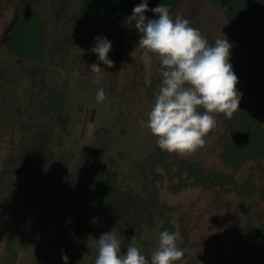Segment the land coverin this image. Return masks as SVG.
I'll use <instances>...</instances> for the list:
<instances>
[{
  "label": "rangeland",
  "instance_id": "1",
  "mask_svg": "<svg viewBox=\"0 0 264 264\" xmlns=\"http://www.w3.org/2000/svg\"><path fill=\"white\" fill-rule=\"evenodd\" d=\"M18 1L0 0V264H64L62 254L68 256L67 264H94L96 240L113 230L121 241L122 253L134 243L147 258L158 247L157 238L166 219L173 222L175 232L180 234L178 227L184 230L177 241L184 257L175 264L198 249L199 264H233L240 256L252 253L239 247L243 244L237 236L247 215L254 216L257 223L264 221L262 202L252 205L247 213L240 205L251 201L225 195L222 201H228L229 206L213 210L215 188H181L172 193L167 185L171 180L176 183V177L169 179L160 165L145 168L158 146L141 121L146 123L161 81L155 57L137 49L141 34L130 27L108 30L107 21L104 25L87 22L62 35L61 26L68 24L67 31L74 26V22L64 20L55 27L57 49L52 61L18 60L6 48L10 30L20 18ZM263 12L264 4L253 21L242 26L241 30L252 33L251 42L243 47L231 42L227 13L211 0H181L172 18L190 20L192 27L209 37V44L226 38L232 45L229 62L236 72L259 42ZM45 32L49 36L50 26ZM98 36L111 42V68L91 52ZM92 64L103 69L99 80L90 68ZM247 82L263 90L264 71L250 69L241 86ZM98 88L106 94L102 103L95 100ZM48 93L59 99V109L51 119L42 105ZM240 96L242 107L252 105L244 93ZM226 119L217 114V125L206 135L205 144L189 156L175 157L196 162L205 172L230 174L231 167L218 155L219 138L227 135ZM61 155L69 157L67 170L55 179L51 171ZM98 156L103 169L113 175V187L104 196L101 189L95 192L92 207L63 251L60 236L66 228L69 192L86 162ZM156 172H162L163 178L157 179ZM238 173L252 175L256 200L264 189V158L260 166L255 161L245 162ZM152 194L155 198H150ZM190 242L197 246H190Z\"/></svg>",
  "mask_w": 264,
  "mask_h": 264
},
{
  "label": "trees",
  "instance_id": "2",
  "mask_svg": "<svg viewBox=\"0 0 264 264\" xmlns=\"http://www.w3.org/2000/svg\"><path fill=\"white\" fill-rule=\"evenodd\" d=\"M181 0H147L149 11L144 15L148 19H154L155 14L151 11L159 4L169 9L170 16ZM142 0H19L16 8L20 18L11 28V40L6 45L7 52L19 59H38L46 64V60L52 61L57 49L55 40V27L61 26L64 20L74 22L73 28L67 31L68 24L61 26L62 35L76 30L87 22L104 25L107 21L108 30L125 29L130 27L137 31L134 21L130 20L133 8L139 5ZM212 3L219 4L227 13L229 28L231 30L230 39L234 45L243 47L251 42L252 33L249 29H242V26L253 21L259 8L264 4V0H211ZM260 24L262 26L260 38L257 46L242 63L240 70L235 74L238 77L237 90L244 93L252 105L248 108L239 104V109L231 118H227V135L219 138L221 149L218 153L219 158L226 165L231 167L232 172L228 175L221 171L205 172L198 163L188 159L179 158L177 154L168 153L157 147L156 153L148 158L145 168L152 170L155 165H160L169 179L176 177V183L169 181L167 188L172 193H176L181 188L199 187L201 189L215 188L217 199L211 203L213 210L222 205L229 206V202L222 201L225 195H236L245 197L251 201L240 205L245 212H249L252 205H264V189H260L259 197L255 200L256 188L252 181V175L242 177L238 172L241 166L247 161H255L260 166V160L264 158V89L259 90L254 83L247 82L242 87L241 80L246 72L252 68L264 71V12L261 14ZM52 32L46 34L45 28L49 27ZM57 32V31H56ZM206 39L209 37L203 34ZM232 50V49H231ZM155 57V56H154ZM159 64V60L155 57ZM160 67V65H159ZM159 80L161 77L159 74ZM43 107L46 110L47 118L51 119L59 109L56 96L46 94ZM203 112V109H199ZM212 133V130L209 132ZM60 157V156H59ZM87 161L85 170L77 177V181L69 192L70 207L67 213L66 228L60 236L61 249L64 251L74 237L76 229L83 222L86 212L94 203V194L99 189L102 190V196L110 193L113 187V175L103 169L101 159L90 158ZM69 157L61 155L57 159L55 168L52 169L53 177L58 178L64 175L67 170ZM102 166V167H101ZM162 172H156V178H163ZM222 194L221 197L218 194ZM152 194L150 198H155ZM152 200V199H151ZM154 205L153 201H150ZM264 216V210L260 212ZM260 218V217H259ZM175 232L173 222L167 219L163 223L162 231ZM180 235H184L182 227H178ZM216 237V236H215ZM215 237L212 242H215ZM238 241L243 245L241 248L251 249L245 257L240 256L233 264H264V221L257 223L254 216L247 215L242 228V233L238 236ZM186 243V242H185ZM184 243V244H185ZM190 246H197V243H188ZM201 249H198L187 260L179 264H199L196 257L200 255ZM196 255V256H195ZM148 256L146 259H149Z\"/></svg>",
  "mask_w": 264,
  "mask_h": 264
},
{
  "label": "clouds",
  "instance_id": "3",
  "mask_svg": "<svg viewBox=\"0 0 264 264\" xmlns=\"http://www.w3.org/2000/svg\"><path fill=\"white\" fill-rule=\"evenodd\" d=\"M147 11V0H142L133 8L130 20L141 34L137 49L159 60L161 84L147 121H141V126L156 138L160 150L189 156L205 144L206 135L217 125V114L231 118L239 109L238 77L229 62L232 45L226 38L209 44L200 30L191 26L190 20L181 16L173 19L162 4L151 9L154 19L144 15ZM95 40L91 52L98 56L99 62L113 67L114 62L108 57L111 42L99 36ZM90 68L99 80L103 69L99 64H92ZM105 99L104 89L98 88L96 102L102 103ZM179 236V232H160L158 247L149 261L134 243L122 253L121 241L114 230L102 233L96 240L94 264H175L184 257L177 243ZM62 259L67 264L68 256L62 254Z\"/></svg>",
  "mask_w": 264,
  "mask_h": 264
}]
</instances>
